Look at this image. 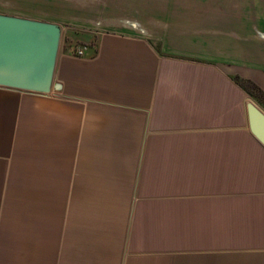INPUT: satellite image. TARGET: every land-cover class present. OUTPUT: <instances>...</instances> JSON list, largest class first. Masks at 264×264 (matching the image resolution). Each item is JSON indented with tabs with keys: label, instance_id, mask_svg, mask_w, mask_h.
<instances>
[{
	"label": "crops",
	"instance_id": "crops-1",
	"mask_svg": "<svg viewBox=\"0 0 264 264\" xmlns=\"http://www.w3.org/2000/svg\"><path fill=\"white\" fill-rule=\"evenodd\" d=\"M138 1L0 86V264H264V0Z\"/></svg>",
	"mask_w": 264,
	"mask_h": 264
},
{
	"label": "water",
	"instance_id": "water-1",
	"mask_svg": "<svg viewBox=\"0 0 264 264\" xmlns=\"http://www.w3.org/2000/svg\"><path fill=\"white\" fill-rule=\"evenodd\" d=\"M61 36L55 22L0 13V86L49 93ZM245 111L250 133L264 148V108L248 96Z\"/></svg>",
	"mask_w": 264,
	"mask_h": 264
},
{
	"label": "rangeland",
	"instance_id": "rangeland-1",
	"mask_svg": "<svg viewBox=\"0 0 264 264\" xmlns=\"http://www.w3.org/2000/svg\"><path fill=\"white\" fill-rule=\"evenodd\" d=\"M10 2L0 9L7 13L44 21L55 22L62 27L60 47L66 38L83 45V33L94 31V36L104 30H117L131 26V17L139 16L129 10L142 8L138 0H6ZM6 13V14H7ZM96 31L98 33H96ZM262 107V106H261ZM263 108V107H262Z\"/></svg>",
	"mask_w": 264,
	"mask_h": 264
},
{
	"label": "trees",
	"instance_id": "trees-1",
	"mask_svg": "<svg viewBox=\"0 0 264 264\" xmlns=\"http://www.w3.org/2000/svg\"><path fill=\"white\" fill-rule=\"evenodd\" d=\"M232 79L238 84L252 99L264 108V92L254 82L249 79L241 78L238 75L232 76Z\"/></svg>",
	"mask_w": 264,
	"mask_h": 264
},
{
	"label": "built area",
	"instance_id": "built-area-1",
	"mask_svg": "<svg viewBox=\"0 0 264 264\" xmlns=\"http://www.w3.org/2000/svg\"><path fill=\"white\" fill-rule=\"evenodd\" d=\"M83 48H81V49H79V50H77L75 53H76V55L77 56H81L82 54H83Z\"/></svg>",
	"mask_w": 264,
	"mask_h": 264
}]
</instances>
